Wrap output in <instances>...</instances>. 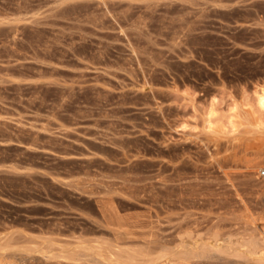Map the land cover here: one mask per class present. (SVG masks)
I'll return each instance as SVG.
<instances>
[{"label":"rangeland","instance_id":"374dc122","mask_svg":"<svg viewBox=\"0 0 264 264\" xmlns=\"http://www.w3.org/2000/svg\"><path fill=\"white\" fill-rule=\"evenodd\" d=\"M262 86L264 0H0L2 263L262 233Z\"/></svg>","mask_w":264,"mask_h":264},{"label":"bare ground","instance_id":"6f19581e","mask_svg":"<svg viewBox=\"0 0 264 264\" xmlns=\"http://www.w3.org/2000/svg\"><path fill=\"white\" fill-rule=\"evenodd\" d=\"M256 105L260 111H264L263 86L259 87L258 91H256ZM234 111V109L231 110L232 113ZM214 115V110H211L204 120L208 125V128H210L211 125L210 119H212L211 117ZM228 123L232 128H234L232 115L229 116ZM256 219L263 220L264 218L256 217ZM256 219H254V221ZM257 221L258 220H256V222ZM179 241H183V239ZM217 241L218 238L212 239L207 245L205 244L204 246H199L200 244H198L197 247H188L187 245L183 246L185 242L183 241L182 244L180 243L182 247L180 246V249L178 247L179 250H170V248L164 247L162 245L163 247H160V249L156 251L155 254L150 253V251L148 252L145 249H135L128 246L121 247L120 245H110L108 247H105V245H103L105 247L103 248V246L99 245L98 243H96L97 245H88V243L85 244L78 239L77 242H73L74 244L69 243L70 245L64 244L58 247H54L51 243H41L32 247H24L22 248V253H24V255H27V257L38 255L44 262L55 260V262H58L57 264H186V261L189 259H201L205 257L209 252H214L217 255L219 254L220 256H222L221 254L227 255L225 257H228V255H230L236 258H241L243 260H248L246 262L253 261L264 264V231L261 233L254 229V231L251 234L247 235V237L239 239L235 243L233 242L231 243V245L225 248L223 245H221L222 243L226 245L225 242H221L219 240V242H221V244H219ZM148 249L150 250V248ZM0 250H3V248H0ZM209 259L211 258L209 257ZM0 264L4 263H2V261L0 260Z\"/></svg>","mask_w":264,"mask_h":264},{"label":"built area","instance_id":"2783aa9c","mask_svg":"<svg viewBox=\"0 0 264 264\" xmlns=\"http://www.w3.org/2000/svg\"><path fill=\"white\" fill-rule=\"evenodd\" d=\"M258 176H259L260 178H264V171H261V172L258 174Z\"/></svg>","mask_w":264,"mask_h":264}]
</instances>
